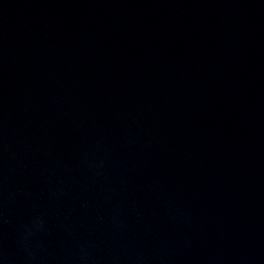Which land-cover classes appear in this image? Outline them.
<instances>
[{"label":"water","instance_id":"obj_1","mask_svg":"<svg viewBox=\"0 0 264 264\" xmlns=\"http://www.w3.org/2000/svg\"><path fill=\"white\" fill-rule=\"evenodd\" d=\"M0 264H264V0H0Z\"/></svg>","mask_w":264,"mask_h":264}]
</instances>
